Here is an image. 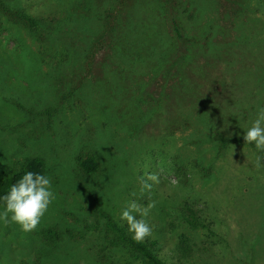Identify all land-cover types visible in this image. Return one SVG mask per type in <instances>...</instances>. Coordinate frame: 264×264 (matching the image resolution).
I'll list each match as a JSON object with an SVG mask.
<instances>
[{
	"label": "rangeland",
	"instance_id": "1",
	"mask_svg": "<svg viewBox=\"0 0 264 264\" xmlns=\"http://www.w3.org/2000/svg\"><path fill=\"white\" fill-rule=\"evenodd\" d=\"M1 1L40 30L0 15V181L40 158L56 200L30 232L0 221V264H145L103 219L126 226L133 199L156 202L143 242L169 264H264V166L215 140L264 104V0ZM186 238L196 252L176 261Z\"/></svg>",
	"mask_w": 264,
	"mask_h": 264
},
{
	"label": "clouds",
	"instance_id": "2",
	"mask_svg": "<svg viewBox=\"0 0 264 264\" xmlns=\"http://www.w3.org/2000/svg\"><path fill=\"white\" fill-rule=\"evenodd\" d=\"M243 140L251 145L256 155V166H264V104L258 105L255 117L244 126ZM158 183L155 174H147L140 180V192L150 191L152 184ZM56 200L50 176L44 171H24L14 183L0 193V221L14 223L23 232L36 229L41 219L48 212L50 205ZM156 206L155 201H149L141 206L136 200H129L119 210V220L127 226V231L134 242L141 243L150 237L153 225L150 223V213Z\"/></svg>",
	"mask_w": 264,
	"mask_h": 264
},
{
	"label": "trees",
	"instance_id": "3",
	"mask_svg": "<svg viewBox=\"0 0 264 264\" xmlns=\"http://www.w3.org/2000/svg\"><path fill=\"white\" fill-rule=\"evenodd\" d=\"M0 15L7 16L11 23L24 26V28L28 29L30 32L35 31V33H37V31L40 30L39 23L34 18L27 15L19 8L7 6V3L1 0ZM8 19L6 20L9 23ZM125 52L127 53L123 54L122 51L113 52V58L119 62L128 63L132 59L131 56L133 55V51ZM204 122L207 123V120H204ZM215 140L221 149H225L231 145L246 144L243 137L230 139L221 135H216ZM81 167L86 174H93L97 170V162L93 159H86L81 162ZM26 170L45 172L44 161L40 158L27 161L21 171L0 181V193H2L10 184L14 183L15 180ZM179 206L183 211L182 218H184L185 223L190 227L191 231L198 233L200 230L206 229L209 233L213 232L212 223L207 219V217L202 219L201 216L200 218V216L197 215V211H194V209L190 208V206L186 203H181ZM103 219L105 220L107 229L113 234V236L123 244L130 246L133 251L142 257L145 264H169L158 256L156 252V248L158 247L156 242H134L127 231V226L119 225L111 217L103 216ZM207 220L209 222H207ZM187 241L189 240L186 238V240H183L181 244L176 247L177 250L175 251L177 252L174 251L176 254V261H181L196 252L195 246L192 245V247L189 248Z\"/></svg>",
	"mask_w": 264,
	"mask_h": 264
}]
</instances>
